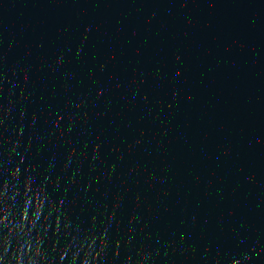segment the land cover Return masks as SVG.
<instances>
[{
  "label": "water",
  "instance_id": "1",
  "mask_svg": "<svg viewBox=\"0 0 264 264\" xmlns=\"http://www.w3.org/2000/svg\"><path fill=\"white\" fill-rule=\"evenodd\" d=\"M0 264H264V0H0Z\"/></svg>",
  "mask_w": 264,
  "mask_h": 264
}]
</instances>
